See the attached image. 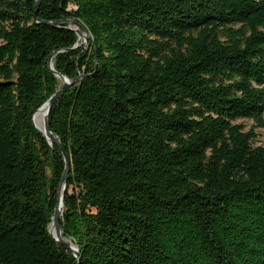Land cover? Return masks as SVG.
Returning a JSON list of instances; mask_svg holds the SVG:
<instances>
[{
	"label": "trees",
	"instance_id": "obj_1",
	"mask_svg": "<svg viewBox=\"0 0 264 264\" xmlns=\"http://www.w3.org/2000/svg\"><path fill=\"white\" fill-rule=\"evenodd\" d=\"M0 0V264H264V0ZM240 120H249L245 129Z\"/></svg>",
	"mask_w": 264,
	"mask_h": 264
},
{
	"label": "water",
	"instance_id": "obj_2",
	"mask_svg": "<svg viewBox=\"0 0 264 264\" xmlns=\"http://www.w3.org/2000/svg\"><path fill=\"white\" fill-rule=\"evenodd\" d=\"M41 0H35V4H34V19L37 23H43L46 24L50 27H54V26H62V25H67V29L71 30L77 37V40L75 42V44L68 49H58L53 51L49 57H48V61H47V68L49 70V72L55 77L57 78L60 82H61V87L56 90L32 115V123L34 125V127L36 128L37 132L40 133L46 140V142L52 146L55 145L56 147L59 148L62 157H63V161H64V170L59 182V186H58V192H57V199H56V204L54 207V212L53 215L50 219V223L48 226V233L49 235L52 237V239L62 248H64L66 251L70 252L75 258H79V251L78 248L74 245L71 244L69 240H64L62 238V228L60 225V220L61 217L63 215L64 212V204H63V200H64V193L66 190V181H67V177H68V169H69V159L67 157V154L65 152V150L63 149V147L61 146L59 140L54 136V134L50 131L49 129V113L50 110L52 108V106L57 102V100L77 81L79 80L80 77L76 78L73 81H70L66 76L58 73L57 71L54 70L53 68V63H52V59L54 58V56L58 53H62V52H71L75 49H77L78 45H77V41L78 39L81 40V43L79 44L82 45L84 44L87 40L90 42L91 36L89 34V32L86 30V28L84 26L81 25V23L78 20L75 19H64V20H60V21H54V22H47V21H39L37 19V11H38V7L40 5ZM74 26H76V28H73ZM45 109V114L42 118V130H40L34 123V116L36 113H38L39 111Z\"/></svg>",
	"mask_w": 264,
	"mask_h": 264
},
{
	"label": "rangeland",
	"instance_id": "obj_3",
	"mask_svg": "<svg viewBox=\"0 0 264 264\" xmlns=\"http://www.w3.org/2000/svg\"><path fill=\"white\" fill-rule=\"evenodd\" d=\"M73 28H76V26H74ZM80 43H81V40L78 39V41H77V45H78L77 49L78 50L84 49V51H86L87 48L89 47V41L87 40L84 44L79 46ZM52 63H53V59H52ZM60 87H61V82L57 79V88L56 89H58ZM238 123L243 124V126L245 127L246 130L251 128L252 125H253V123L251 121H249V120H240V121H238ZM254 132L256 134V145L261 146V147L264 148V130L260 129V128H256L254 130Z\"/></svg>",
	"mask_w": 264,
	"mask_h": 264
},
{
	"label": "bare ground",
	"instance_id": "obj_4",
	"mask_svg": "<svg viewBox=\"0 0 264 264\" xmlns=\"http://www.w3.org/2000/svg\"><path fill=\"white\" fill-rule=\"evenodd\" d=\"M44 114H45V109H43V110L39 111L38 113H36L35 116H34V119H33L35 125L40 130H42V123L41 122H42V118H43Z\"/></svg>",
	"mask_w": 264,
	"mask_h": 264
}]
</instances>
